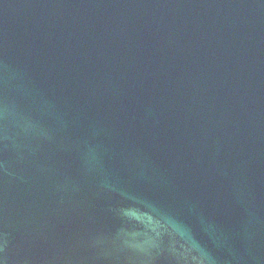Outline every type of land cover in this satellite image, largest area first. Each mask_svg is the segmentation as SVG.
I'll return each mask as SVG.
<instances>
[{
    "label": "water",
    "instance_id": "water-1",
    "mask_svg": "<svg viewBox=\"0 0 264 264\" xmlns=\"http://www.w3.org/2000/svg\"><path fill=\"white\" fill-rule=\"evenodd\" d=\"M0 264H264V0H0Z\"/></svg>",
    "mask_w": 264,
    "mask_h": 264
}]
</instances>
